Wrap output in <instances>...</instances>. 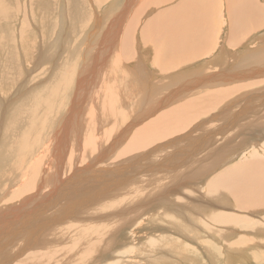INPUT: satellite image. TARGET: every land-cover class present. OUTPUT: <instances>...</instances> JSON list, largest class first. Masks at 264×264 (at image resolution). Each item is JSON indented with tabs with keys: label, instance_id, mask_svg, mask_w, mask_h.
Returning <instances> with one entry per match:
<instances>
[{
	"label": "bare ground",
	"instance_id": "obj_1",
	"mask_svg": "<svg viewBox=\"0 0 264 264\" xmlns=\"http://www.w3.org/2000/svg\"><path fill=\"white\" fill-rule=\"evenodd\" d=\"M6 1H8V3L11 2V0H6ZM94 1L95 0H92V3H91V0H88V3H87L86 0H66V4L64 7V12H63L64 18L63 19L65 20L67 18V19L74 20V18L76 17L79 22V23L77 22L78 30L77 32H75V34L72 33L75 30L74 28H73L74 30L67 29V31L71 33L69 34L73 38L72 39L73 49L77 50V52L79 53V56L82 54L81 55L82 57H83L84 51L88 53L89 51H91V55H90L91 59L89 56L86 55L87 53H85L84 55L86 56H84L85 57L84 59H82L81 57L82 60L79 59L75 53L74 54L73 52L69 53L72 59L78 58V61L76 64L73 62L75 68L77 69L75 70V74H74L76 76L75 78L76 79L75 80L76 95L74 94V96L77 98L75 97L72 98L71 102L72 104H74L73 106L75 107V105L78 103V99H79L78 95H82L84 97L86 94L87 96L86 87H88L89 78L94 75L95 71H97L96 69H97L98 64H100V68L98 71V75H100L101 69L105 65V58H107L108 53L111 51H112L111 53L113 54L110 60L108 61V63H112V65L114 66V71H113V74L109 77L112 78L113 81L116 82L115 86L118 85V87H120L119 88L120 93L124 95L125 90H123L122 87H123V84L125 85V83L120 81V76L124 75L126 78H128V76L123 71L121 65L129 64L131 68L137 66L138 70L140 69V67L144 68L143 66H141V64L147 63L146 58L142 57L141 55L139 56V54L136 53V56L140 57L139 60H136L132 55V48L133 49L135 48L138 51L137 46H136L138 42H136L133 39L136 38V36L138 37L140 35H145V38L142 40V44L146 45L145 50L149 49L150 51L149 50H146V51L150 53L153 51V48H155L156 53L158 55L157 58L153 60H149L156 69V72L153 73L152 75L154 76L157 73H163V75L168 76V78L166 79L168 83H170L174 87V89H172V91L170 92L171 94H168L165 98H162L161 100H159V102L158 101L156 102V106L151 109V113H149L148 115L146 114L147 117L151 116L152 113L154 115L160 106L162 107V105L169 103V101H172L173 98H176V96L177 98H179L181 93H182L181 95L183 96L188 91L194 92L196 90L195 93H197V95H195L194 97L188 98V100L186 101H182L180 104L178 103L179 105L176 104L174 106H171L163 110L164 114H162L161 116L156 115L155 118H151L153 120L149 119L150 121L146 122L142 126L141 124L143 123L142 121L143 115H142V112L140 114V111H139V113H137L136 118L128 124L127 129L131 131V129H133L136 125L139 126V124L141 122L142 123L140 124V127L135 129V132L132 135L131 141H129L130 145L127 144L128 145L127 149L124 150V152L118 153L116 157L117 158H119L120 156L123 157V155L125 154L127 155V153H130L132 151L142 149V148H144L142 150H146L145 147L147 148L148 145L150 144L152 145L160 141L161 139H165L164 137L166 136H171L172 134L178 133L181 130H185V129H186L185 132L183 133L181 131V133L183 134L177 135L175 140L177 142H182L185 139L186 140L185 142H182L178 146L176 145H173L170 147L167 146L165 148H162L161 150L154 149L153 151L154 152L156 151V152L151 154V156H157L155 159H153V161H156V162H151L150 160H146V158L150 156H146V158H143L144 156H142L141 159H139L140 157L139 156L138 157L139 161L136 162V161H133L134 157L131 156L128 159H126L128 163L124 167H117V165L120 163V160H119V163L115 165V160L117 159H114L115 156H113L112 158L113 160H111V162L104 163L105 159H107L111 155V153L114 151L116 144L120 140L121 134L119 133L117 136H115L113 141L108 144L105 140L106 139L105 136H107V134L109 133V130H102L101 126L100 128L97 129L98 127L97 126L96 129L97 130L101 129L102 132L99 133L98 135L95 133L97 135L95 138L93 137L94 135L92 134L93 136L91 135V137H93V139L90 137L88 139L89 141L87 140H86L87 142L84 141L85 139L81 138V134H82L81 132L83 131V129L81 128L82 131L79 132L80 125H78V122H79L78 119L76 121L74 117L71 118V114L75 115L76 113V112L73 113V110L76 111L79 108V107L77 108V106L79 105L78 104L76 106L77 109L70 108L71 110L63 114V116L61 115L62 113L61 114L58 113L56 116L58 115L59 116L57 117V119L55 118L57 120L56 124L53 121H51L55 124L53 125L54 126L53 136L51 137L48 135V137L49 138L51 137V138L47 141L44 139L47 142V145H45L46 150H44L43 148H42L43 150H41V147L40 148L35 147L37 143L36 140L38 138V133L35 132L34 130L36 127L38 129V126H42L44 128L47 126V119L48 117L49 118L52 117V113H53L51 111V108H53L52 107L53 100L54 98H56L57 93L59 94L60 88H58L57 90L56 86L53 87L54 85L52 84H49L48 86L43 85L39 88H33V90H31L28 94L25 93L26 96L24 97L26 99H21L17 101V99L16 100H12V99L18 97L20 95L19 94L20 92L17 93V91L15 90H14L15 93L14 92L11 93V91L7 92L6 89H9V88H5V86L4 87L2 86L5 89L4 90L0 85L3 91V92L1 91L2 93L0 94L8 96L9 98L13 95V98H11V101L7 97L0 95V108L1 107L4 108L2 111H0V122L4 116V111L9 113L8 120L4 119V122H6V124L4 125L5 129L1 131L2 133L0 132L1 134L0 137L2 136L4 138L3 141L4 143L6 142L5 144H7V146L5 145V147H7V149L1 151L0 154L6 155L5 159L9 160L7 161V163L10 162L8 164L15 167V171L18 172L19 174V178L17 179H19V182H21L20 185H18V183L16 182H12V184H10L11 181L8 180L4 182L3 189H0V192H1L0 193L1 194L0 195L1 197L0 199V251H2L3 255L5 253H8L6 254V256L8 255V258L0 259V264H23L24 261L19 260L20 262H17L18 260L17 258L21 254L24 255V253L26 252L31 253L30 249L37 246L36 243H37L38 238H40L39 235L43 234L44 237H45L44 234L46 233L49 235L48 231H50L55 226L56 227H55L54 232L58 231V228H57L58 224L60 225L61 223L73 225L75 226L76 230L81 229L83 233H85L87 230L88 232L92 234H97L99 230L98 229L99 226H95V225H97L98 223L97 220L99 219L98 218L99 213L101 212L103 213L104 211H109V209L115 208L117 206L119 207L122 204L121 202H123L124 200H129L131 198H134V199L136 198L135 200H137L140 197L141 191L139 190L134 191L133 196L129 194L124 195V193L122 192L120 194L119 189L113 185H117L118 183L122 181L131 180L134 177L139 178L145 175H151L157 172H160L166 175V177L168 176V178L157 177V179H160V181L153 179L149 182V183H154L156 185V187H153V189L156 190L157 195L155 196V198H153V201H155L156 198L159 199L157 201H160L162 199H166L170 197L175 190L179 189V187L181 188V186H184L185 184L191 181L201 180L200 179L201 177H203L204 175H207L212 170H214L212 169L214 168L213 166L215 165L213 161H215V163L219 167L226 160H229L228 154L226 155L224 154L225 149H229L225 147V143L228 139H230V142H232V140L236 139L237 135L243 134L245 131H247L248 133L251 130H257V132L253 134L251 138H255V141L256 140L259 141L261 139V141H259V144H262L261 146L264 147V143L262 140L264 136L263 135V132H264L263 130V127H264L263 126L264 125L263 124L264 123V93L256 95L254 93L250 94V92H248L247 90L239 92V90L245 89V87L252 86L259 82H264V71H263L262 63L261 65L253 64V63L247 64L246 66L239 67V68H235L234 66L231 68V65H229V67L227 68L226 66L227 64L223 65V67H220V65H218V68L217 67L215 68L217 69L216 71H211L212 73L206 72L205 74L203 73L201 69L200 70L194 69L193 67L180 68L178 66L182 62L183 63L187 62V59H189L188 54L190 53H192L193 55L197 53L202 54L204 50L209 51L212 49V46L215 45V31H216L217 23L220 20L219 15L221 14V11H220L221 3L218 0H140V3L137 6L136 4H137V1L139 0H119V1L118 0H112V1L108 0V3H107L108 8L106 7V10L110 9L111 13L108 15L102 14V16H99L101 15V13H99L98 16L97 14H94L95 17L93 16V13L90 12V9L93 10V12H96L97 10L100 9L103 3H102V0H96V2ZM216 1L219 3V5L217 3V5L215 6L214 3ZM254 1L255 0H225L226 2L225 12H226V16L228 15L227 18L231 22V29H232L229 33V39L231 40H235V38L236 40L238 39V37L234 38V36L236 35L233 36V33L238 30L239 24H241L242 22H244L245 24L246 20L250 19L247 17H252L255 20L258 19L259 20L258 22H260L263 18V24H264V9H261L263 10V15H262L261 11L254 10L252 7H250L251 3H253ZM12 2L14 1L12 0ZM37 2L38 4H40L41 0H37ZM53 2H56V1L43 0V3L48 4V9H47V12L45 11L46 12L45 14L51 15V17H52L51 5ZM169 3H171L170 6H169ZM0 4L3 5V3L1 2ZM62 5H63V2H62ZM139 7H142L143 9H148V10L150 9V11L153 8H159L158 9L159 11L156 12L155 17L153 16V13L155 11L149 14L147 12L146 15L147 14L148 15L146 16L139 9ZM163 7H166V8L163 9ZM215 7H216V10H215ZM6 8L8 9L12 8L13 10H16L17 7L13 8V7L8 6V7L0 8V18L2 17L1 15L5 13ZM61 9H62V6H61ZM87 10L89 11V15L90 13H92L91 14L92 16L90 15L91 16L90 18L89 16L85 17V12ZM106 10H102L103 11L102 13H106L107 12ZM16 11H18V9ZM47 15L45 16L46 18H47ZM61 15L62 14H60V16ZM212 19L214 20V22ZM51 20L53 19L51 18ZM53 22L46 23V27L50 30L53 29L56 26V25L54 26L56 22L55 23ZM71 24H74V23H71ZM248 25H249V28H251L253 24L249 22ZM61 26H62V21H61ZM73 26H77V25L74 24ZM247 27H244L243 30ZM21 28L22 29H21L20 36L22 35V38L20 37L21 39L19 40L23 44L24 43L23 36L25 32H23L24 27H21ZM39 41L38 42L35 41V42L39 44ZM97 41L100 44L98 48H96ZM83 43L85 44V46L83 47L85 48L84 50L82 48H78L80 44L83 46ZM35 44H34V47L37 45ZM91 44L93 45L92 49H91ZM234 44H237V42ZM9 45L10 44L7 43V46L9 47V53L5 55L6 56L5 59L6 61L9 62V64L11 61H13L11 62V65L13 66L14 64L13 56H14L15 48L13 47L12 49ZM25 45H27V43H24L25 51L22 53V55L24 56H21V57L30 58L32 56H29V55H31L32 52H28V45L27 47H25ZM43 45L44 44L40 45L39 52L36 53L37 54L36 59L40 61L41 59H43V58H40L43 55L42 53L43 51L41 50L42 49L41 46L44 47ZM260 49L263 50L264 49L263 46ZM64 52L65 51H63V53ZM2 53L0 54L1 56H2ZM246 55L252 56V53L249 51L245 53V56ZM63 57H65V55ZM222 59H223L222 57H219L218 61L222 62L223 61ZM257 60L258 59L256 58L255 61ZM250 61H252V59ZM18 63L19 61L15 62V64L17 65ZM108 63H106V65ZM5 64L9 67L8 63H5ZM154 64H158L160 69L158 70V68ZM172 67H177L178 69L175 70L173 68L175 71H171L170 68ZM1 68L3 69V65ZM70 68L71 66L66 67V69L68 70H70ZM4 69H7V68H4ZM14 72L16 73V70ZM3 75L5 74L2 73L1 76L4 77ZM10 75L13 77L12 72ZM15 77H16V74L14 75L13 78ZM69 77L70 76H68V78ZM242 77L246 79L244 84H240L239 82V85L237 83H233L235 85H231V86L228 85L223 88H215V85L217 84L214 85V82L229 83V82H232L233 80L237 81L238 79H242ZM255 79L257 81H255ZM17 80L18 79H16V81ZM124 80L125 82L129 81V80L126 81V79ZM166 80H163V81H166ZM3 81H5L4 84L7 85V80L4 79ZM107 83H110V84H108V86L105 87L106 89L107 87L112 86L111 81H108ZM26 84L24 83V85ZM103 86H105L104 83L103 84L101 83V85H99V87L101 88ZM10 87H13V86H10ZM204 88L206 90H204ZM208 88H212V89L208 90ZM197 89H202V91L200 92ZM256 90L258 89L256 88ZM63 92L61 91V93ZM233 92H239L236 95L235 99L233 100L234 102L227 103L225 105V108L218 110V112H214L213 114L210 113L213 115V119H216V123L213 121L214 123H212L211 126L210 125L205 126L204 124L205 121L200 118L199 122H194L195 124L187 128L190 123L188 122V120H194L195 118L199 117V115L204 114L205 111L203 109L207 108L208 105H212L213 107L219 105L226 96L230 95ZM208 93H211V94L208 95ZM7 94H10V95H7ZM59 95H62V94H59ZM143 95L145 98L147 97L145 92H143L142 96ZM132 97L134 98L133 95ZM103 98L105 99V97ZM133 98L131 99L133 100ZM110 100L111 99L107 101L109 102ZM235 102H238L237 104V106H239L238 110L235 109L234 106H232L233 103ZM93 103H96V102L93 101ZM102 103L105 104L106 100L105 101L103 100ZM109 103H112V102H109ZM91 104H92V100H91ZM254 104H257V105L260 104L259 106L261 107L253 111L252 110L248 111L249 107L253 106ZM98 105H101V102H99ZM96 106H97V103H96ZM104 108H106V105ZM108 108H113V107L109 106ZM261 108L263 110V115L259 114ZM231 109L234 110L235 113H232L233 111ZM94 110L96 109H94L93 107V111ZM227 110L232 111L230 112L231 116L228 113L229 118L228 116L227 117L222 116L224 115V112ZM98 111H100V109ZM56 112L57 111H55V113ZM161 113H158V114H161ZM85 117L87 116L85 115ZM140 118L142 119L141 121H140ZM52 119L54 118L52 117ZM95 119H97V117ZM80 121H81L80 123H82V120ZM48 122L50 123V119L48 120ZM113 122L115 123L116 121H113ZM74 125H75V130L73 131ZM104 126L106 128V125ZM110 127L111 126H109L108 128ZM84 133L86 132L84 131ZM71 134H76V139L74 138L75 140H73V144L71 143L69 144V142L67 143V139ZM31 135H32V138H31ZM251 138H248V139L245 138L244 141L240 143L241 145L238 146L236 149H234V151H232L234 153L236 152V154L239 153L238 156L240 155H244V156L243 157L241 156L240 158H238L234 164L228 167L225 165V167H223L221 170L219 171L217 170L219 174L218 177L216 179L214 178L210 179L206 183V186H205L206 189H205L204 195L207 194V196L208 195L215 196L218 199V201L216 200L217 203L215 202L216 204H210V205L218 207L219 203H221V206L222 207L226 206V208L224 209H227V205H231L230 202H232L235 208H238V210L239 209L247 210L246 208H251V209L258 208L260 210L263 208L264 206V154L263 156L260 154H257L258 149L256 147H254L253 151H249V149L245 152L240 151L241 148L244 147L245 143L247 144L250 142ZM90 139L92 140L90 141ZM104 143H107V144L104 145ZM222 144L224 145L222 146ZM2 145L4 144L2 143ZM2 145H0L2 147L0 149H4ZM207 145L209 149L205 148L207 147ZM201 146H203V149L201 148ZM124 147L122 148V150L124 149ZM88 148L90 149V152L89 150L88 152H86ZM200 148L202 149L201 151L206 150L207 152L209 150L208 155L210 158L213 159V161H211L207 165H203V166H206V168L202 167L203 169L201 168V170L200 169L198 170L199 164L203 163L202 161L204 158V157H200L201 153H203L199 151ZM157 150H158V153H157ZM44 151H47L48 153L44 155L43 153ZM135 152H138V151H135ZM91 155H92V159L87 160V158ZM195 164L198 165V167L194 168ZM112 166H114V168L109 169V167H112ZM21 167L23 168L21 169ZM30 169H32L31 172H30ZM66 171H68V173H66ZM9 173L10 172H8V170L4 171V175L6 174L5 176H7V178L9 176ZM10 176H13V175H10ZM38 176L40 177V179L37 181ZM176 176L177 178H175ZM42 177L45 179L42 180ZM147 178H152V177L149 176ZM20 179L22 181H20ZM6 182H10V183L7 184ZM9 187H13V188H9ZM196 194H198V197H194ZM204 195L198 191V187L196 185H192V186H189L186 192L183 191L182 195H179L178 198H180L181 201H184L188 198L189 202L194 206L193 208L196 211L198 210L202 211V206L204 205V202H205L203 200H206ZM225 196L228 197V198H225L226 201L222 200ZM229 196L231 198H229ZM4 199L6 201L9 200V202L12 200L13 202L15 201L16 203L13 206L8 207L4 205L3 203H1V201ZM201 202L203 204H201ZM85 208H88V210L84 214L78 216V214ZM189 209L191 208L189 207ZM123 210L125 209H122V211ZM113 213H109V215ZM160 213L161 212H159L155 218L160 217ZM120 214L123 217L122 221L124 224V218L126 214L125 213H120ZM120 214H117V215L119 216ZM135 214H137V212H135ZM162 214L165 217H170L169 215H167L168 214L167 211H163ZM228 214L229 213L227 212H218V213L209 215L208 219L212 220L213 223H217V224L219 223L222 225H224V223L225 224L227 223V225L231 223L233 224V227L239 226V225H240L239 227H241L242 224H245L243 219H246V217H243L241 215H234V214L228 215ZM198 215H202V214H198ZM251 222H252V225L254 226L251 229H254L255 227L257 228L258 226L256 225L257 222L254 223L252 220ZM259 223L260 222H258V224ZM90 224H92L94 228ZM119 225L117 224L114 225L116 228H113V229L109 226L110 229L108 230V233L106 232L107 235L111 233L112 231H114L117 237L118 233L120 232L118 230L120 228ZM244 226L246 228V225ZM247 226L249 229L248 224ZM242 228H243V225H242ZM126 230H127V227L125 228V231H124L125 233L127 232ZM178 234L181 236L184 235V233H178ZM111 236L112 235L108 237V239H110L109 242H112L113 239H117L114 243L118 242V238L114 236L113 239L111 240ZM160 237L168 238L166 234H162V235L152 234L151 237H149L148 243L146 244L152 245L153 240L155 238H160ZM237 238H240V237H236V240ZM51 240L52 242L54 241L53 238ZM75 242L76 241L73 240L72 243L74 244ZM128 243H129V239H127V244H125V246L127 245L130 248L133 246H136V245L130 246L131 243L129 244ZM229 244L231 243H228V247L230 246ZM242 244L239 243V245H242ZM232 245L234 244H231V246ZM257 245L258 244H256V246ZM260 245H262V243ZM116 246H117V243H116ZM236 246H238V244ZM10 247L12 248V252H10ZM43 248H45V250L41 252H37L39 249H36V253L35 252L31 253L29 254L28 257L34 261L36 260L34 262L35 264L37 263L50 264V262L52 264L54 262L52 261L53 254H58V251H55L54 248H48V247H43ZM261 248L262 246L260 247V249ZM88 249H90L92 252V246H88ZM112 252L113 251L109 252V254ZM89 254H90L89 252H86V253L83 252L81 255L87 256ZM238 255L239 254L237 252L235 253V250H234V253H231L230 257L234 258L233 261H235L241 258V257H237ZM103 256L98 258V262L103 263V264H114L117 261V259L119 262L120 256H117L116 254H114L111 257H108L109 256L108 255L106 256V258L105 257L103 258ZM9 257L10 259H12L11 262H10ZM15 258L17 260H15ZM121 258H124V257H121ZM13 259L15 261H13ZM256 260L258 261V259Z\"/></svg>",
	"mask_w": 264,
	"mask_h": 264
},
{
	"label": "rangeland",
	"instance_id": "obj_2",
	"mask_svg": "<svg viewBox=\"0 0 264 264\" xmlns=\"http://www.w3.org/2000/svg\"><path fill=\"white\" fill-rule=\"evenodd\" d=\"M13 1L14 2H12V0H11L10 3H8V1H6V0L0 1L1 3H3V5L0 4V8L10 6L13 8L17 7L16 10L18 9V11H16V10H13L12 8H10V9L6 8L5 13L3 15H1L2 17L0 18V43H1L0 44L1 45L0 50L3 52L2 53L0 51V54L2 53V56L0 55V85H1V87L5 86V88H9L10 90L6 89L7 92L11 91V93H13L14 90L17 91V93L20 92L19 93L20 95L18 97L12 99V100L17 99V101H19L21 99H26L24 96H26V94H28L31 90H33V88H39L43 85L48 86L49 84L54 85L53 87L56 86L57 90H58V88H60L59 94H62V95H59L57 93L56 98H54V100H53V105H52L53 108H51V111L53 112L52 117L54 119H52V117H50V118L48 117L47 126L45 128L42 126H38V129H37V127L35 128L34 131L38 133V138L36 140L37 143H36L35 147H37V148L41 147V150H43V149L46 150V146H45V145H47L46 141L49 140L53 136V131H54L53 125L56 124V122H57L56 119L59 116V115L58 116H56V115L58 113L59 114L62 113L61 115L63 116V114L67 113L69 110L76 108V106L78 104L79 105L77 106V108L78 107L79 108L78 109L76 108L77 109L76 111L73 110V113H75V112L76 113H75V115L71 114V118L74 117L76 121L78 119V121H79L78 125H80V131L79 132L82 131L81 130V128H82L83 131L81 133L83 135L81 134V138L85 139L84 141H86V140L89 141L88 139L91 137L92 134L94 135V136L93 135L92 136L95 138L99 133L102 132V130H109V133H108L109 135L106 133L107 136H105L106 137L105 140L109 144L110 142L113 141L115 136H117L119 133L121 134L120 140L116 144L114 151L111 153V155L107 159H105L104 163L111 162V160H113L112 159L113 156H115L114 159H117V160H115V165L118 164L119 160H120V163L117 165V167H124L128 163L126 161V159H128L131 156L134 157L135 160L133 159V161H136V162L139 161V159H141L142 156H144L143 158H146V156H150V157H147L146 160H150L151 162H156V161H153V159H155L157 156H151V154L156 152V151L155 152L153 151L154 149H160L161 150L162 148H165L167 146H169V147L173 146V145L178 146L182 142H185L186 139L182 142H177L175 139H176L177 135L183 134L186 129L181 130L183 133H181V131H180L178 133H175L176 135L172 134L171 136H166V137H164L165 139H161L160 141H158L152 145L150 144L151 146L148 145L147 148L145 147L146 150H142V149H144V148H142V149L135 150L138 152L132 151V152H130L131 154L127 153V155L125 154V155H123V157H121V156L119 158L116 157V155L118 153L124 152V150L127 149L128 145H130L129 141H131V138L135 132V129L140 127V124L142 122L139 124V126L136 125L133 128L134 130L131 129V131H129V129H127L128 124L136 118L137 113H139V111H140V114L142 112V115L145 118L144 119L142 117L143 120L140 118V121L141 120L143 121V123L141 124V126H142L146 122L153 120L151 118H155L156 115L161 116L162 114H164L163 110H165L171 106H174L178 103L180 104L182 101H186V100H188V98H191V97H194L195 95H197V93H195L196 90L194 92L188 91L189 93L186 92L187 95L184 94L183 96L181 95L182 94L181 93L179 98H177V96H176V98H173V100L169 101V103L162 105L163 108L160 106L154 115L152 113L151 116L147 117V115L149 113H151V109L156 106V102L157 101L159 102V100H161L162 98H165L168 94H171L170 92L172 91V89H174V87L170 83H168V81L166 80L168 78V76L163 75V73H157L154 76L152 75L153 73L156 72V69L153 66V64H151V62L149 60H153V59L157 58L158 55L156 53L155 48H153V51L150 53L146 51L149 49L145 50L146 45L142 44V40L145 38V35H140L138 37L136 36V38L133 39L136 42H138L136 46H137V49L139 52L135 48L134 49L132 48V55L136 60L140 59V57L136 56V53H138L139 56L141 55L142 57L146 58L147 63L145 62L146 64H141V66H143L144 68L140 67V69L138 70L137 66H135L136 68L135 67L131 68L129 64L121 65L123 71L128 76V78H126L124 75L120 76V81L125 83V85L123 84V87H122V89L125 90L124 95H122L120 93V91H119L120 87H118V85L115 86L116 82L113 81V79L109 77L113 74V71H114V66L112 65V63H108V61L110 60V58L113 54V53H111L112 52L111 51L108 53L107 58H105V65L101 69L100 75H98V71L100 68V64H98L97 69H96L97 71H95L94 75L89 78V80H88L89 84H88V87H86L87 96H86V94L84 97L82 95H78V98H79L78 103L74 107L73 106L74 104H72V102H71L72 98L75 97L74 94L76 95V91H75V80H76L75 78H76V76L74 74H75V70H77V69L75 68L74 63L75 64L77 63L78 58L81 59L82 54L79 56V53L77 52V50L73 49V43H72L73 38L70 35L71 33L68 32L67 29L68 30H74L75 29L74 32H72L75 34V32H77V30H78V23H79L78 19L76 17L74 18V20L73 19H67V18L65 20L63 19L64 18L63 12H64L66 0L65 1L53 0L56 2H53L51 5L52 17H51V15L45 14L47 12V9H48V4L43 3V0H41L40 4H38L37 0H33V1L32 0H13ZM109 1H112V0H109ZM218 1L221 3L220 4L221 5L220 6L221 7L220 8L221 14L219 15L220 20L217 23L216 31H215V45H213L212 49L209 51L204 50L202 54H200V53H197L195 55H193L192 53L188 54L189 59H187V62L186 63L182 62L178 66L180 68L193 67L194 69H199V70L201 69L203 71V73L205 74L206 72L210 73L211 71H216L217 69H215V68L216 67L218 68V65H220V67H223V65L227 64L226 65L227 68L229 67V65H231V68L233 66L235 68H239V67H243V66H246L247 64H252V63L253 64H261V63L263 64L264 49L262 50L260 48L264 45V38H263V41H260V43H257V44H254V45H251L250 47H248V45L250 43V35L254 31L258 30L259 28H263V37H264L263 18L260 22H258L259 21L258 19L255 20L252 17H247L250 19H247L245 24H244V22L239 24L238 30L233 33V36L236 35V36H234V38L238 37V39L236 40V38H235V40H231V39H229V33L232 29H231V22L227 18L228 15L226 16V12H225L226 2H225V0H218ZM62 2H63V5H62ZM86 2L88 3V0H86ZM94 2H96V0ZM91 3H92V0H91ZM102 3H103V5L96 12H93V10L90 9V12L93 13L94 17H95L94 14H97V16H98L99 13H101V15H99V16H102V14L108 15L111 13L110 9L106 10V7L108 8V6H107L108 0H102ZM139 3H140V0L137 1L136 6ZM217 3L218 2L216 1L214 3V5L216 6ZM261 3H264V0H255L253 3H251L250 7H252L254 10L261 11L262 15H263V10H261V9H263V7H262ZM67 5H68V3H67ZM67 5H66V7H67ZM170 5H171V3H169V6ZM218 5H219V3H218ZM61 6H62V9H61ZM57 7H58V9H57ZM164 8H166V7H163V9ZM139 9L145 15L147 12L149 14V13H151V12L153 13L155 11L153 13L154 17H155L156 12L159 11L158 10L159 8H153L151 11H150V9L149 10L143 9L142 7H139ZM102 10H106L107 12L102 13L103 12ZM215 10H216V7H215ZM43 12H44V14H43ZM92 13H90V15ZM60 14H62L61 15L62 17L60 16ZM46 15H47V18L48 17L50 18V19L48 18L49 21L45 17ZM90 15H89V11L87 10L85 12V17L89 16V18H90L92 16V15L91 16ZM51 18L53 20H51ZM45 19H46V21H45ZM61 21H62V26H61ZM48 22H53V23L56 22L54 24V26L55 25L56 26L50 30L46 27V23H48ZM213 22H214V20H213ZM249 22L254 25V26L252 25V29L249 28V25H248ZM59 23H60V25H59ZM71 23H74L77 26H73L74 24H71ZM247 25H248V27H247ZM21 27H24L23 32H25V34L22 32L24 34V36H23L24 41L23 42L27 43L28 52H32V54L30 53L31 55H29V54L28 55L32 56L33 58L28 57L29 58L28 59L25 57H21V56H24V55H22V53L25 51L24 43L22 44L19 40L22 38V35L20 36L21 29H22ZM76 27H77V29H76ZM244 27H247V28H245L243 30ZM248 28H249V30H248ZM43 39H45V40H43ZM34 40L37 42L39 40H41L42 42L39 41V44H38ZM236 42H237V44H234ZM7 43L10 44L9 46L12 49H13V47L15 48L14 56H13L14 64L12 63L13 66L11 65V62H13V61H11L9 64V62L6 61V59H5L6 58L5 55L9 53V47L7 46ZM34 44L36 45L35 46L36 48L34 47ZM42 44H44L43 45L44 47L41 46V48H42L41 50L43 51L42 52L43 55H45L46 57L42 55V57H40V58H43V59H41V61H40V60L36 59V55H37L36 53L39 52L40 45H42ZM27 45H25V47H27ZM81 46L82 45L80 44L78 46V48H82L84 50L85 48H83V47L85 46V44L83 43V46L82 47ZM92 46L93 45L91 44V49H92ZM96 46H97L96 48H98V46H100L98 41L96 43ZM263 48H264V46H263ZM35 49L38 51H36ZM63 51H65V52L63 53ZM249 51H251L252 56H249V55L245 56V53H247ZM72 52H73V54L75 53L78 58L72 59L70 54H69ZM85 53H87L86 55L90 57L91 51H89V53L84 51V54ZM63 54L65 55V57H63L64 56ZM84 54H83L82 59H84L85 58L84 56H86ZM219 57L223 58L222 62L218 61ZM256 58L258 59L257 61H255ZM90 59H91V57H90ZM251 59H252V61H250ZM15 60L19 61L18 65L15 64V62H16ZM59 60H61V61H59ZM5 63H8L9 67ZM106 63H108V64L106 65ZM2 65H3V69L1 68ZM154 65L158 68V70L160 69L158 64H154ZM161 65H163V64H161ZM10 66H11V68H10ZM26 66H27V68H26ZM68 66H71V68H70L71 71L66 69V67H68ZM4 68H7V69H4ZM173 68L175 70L178 69L177 67H172V68H170L171 71H175ZM15 70H16V73L14 72ZM11 72H12V75L14 73L16 74L15 78H13L15 74L13 75V77L10 75ZM2 73L5 74V75H3L4 77L1 76ZM26 75H28V76H26ZM68 76H70V77L68 78ZM134 76L137 78H135ZM4 79L7 80L8 86L4 84V82H5V81H3ZM16 79H18V80L16 81ZM124 79H126V81L129 80L128 81L129 83L125 82ZM256 79H258V78H256ZM256 79H255V81H257ZM46 80H48V81H46ZM49 80H51V81H49ZM73 80H74V82H73ZM163 80H166V81H163ZM95 81H96V83H95ZM108 81L112 82V86L107 87V89H106L105 87L108 86V84H110V83H107ZM245 81H246V79H244L242 77V79H238L237 81L233 80L232 82H229V83H226V82L225 83H216V82H214V85L217 84V85H215V88H223V87H226L228 85L229 86L235 85L233 83H237L239 85V82H240V84H244ZM49 82H51V83H49ZM100 82L102 84L104 83L105 86H103L102 88L99 87V85H101ZM113 82H114V84H113ZM241 82H243V83H241ZM24 83L25 84L27 83L26 84L27 87H26V85H24ZM45 83H46V85H45ZM94 83L96 86L94 85ZM126 85H128V86H126ZM10 86H13V87H10ZM1 87H0V89H1ZM256 88L258 90H256ZM263 88H264V82H259L257 84L252 85V86L245 87V89H241V90H239V92L247 90L248 92H250V94L254 93L257 95V94H263L264 93ZM211 89L212 88H208V90H211ZM197 90H199L200 92L202 91V89H197ZM204 90H206V89L204 88ZM1 91H2V89L0 90V93L3 92V91L2 92ZM61 91L62 92L64 91V92L61 93ZM143 92L146 93V95H147L146 98L144 97V95L142 96ZM239 92H233L230 95L226 96L223 99V101L215 107H213L212 105H208L207 108L203 109L205 111L204 114L199 115V117L195 118L196 120L195 119L194 120H188V122H190V123H189L187 128H189L190 126L195 124L194 122H199L200 118L205 121V123H204L205 126L206 125L211 126L212 123H214V122L216 123V119H213L212 114L214 112H218V110L225 108V105L227 103L234 102L233 100L235 99L236 95ZM105 93H107V94H105ZM128 93H130V94H128ZM173 93H174V91H173ZM209 94H211V93H208V95ZM0 95L7 97L8 99H10V101H11V98H13V95L10 98L8 96L3 95V94H0ZM7 95H10V94H7ZM132 95L134 96V98L132 97ZM103 97H105V99ZM75 98H77V97H75ZM97 98H99V99H97ZM131 98H133V100ZM87 99H89V100H87ZM109 99H111L109 102H112V103H109L107 101ZM91 100H92V104H91ZM103 100L104 101L106 100V103H108V104L102 103ZM88 101H90V102H88ZM93 101L97 103V106H96V103H93ZM97 101L101 102V105H98L99 102H97ZM79 102H81V103H79ZM69 104H70V106H69ZM110 104H112V105H110ZM113 104H114V106H113ZM237 104H238V102H235V103H233L232 106H234V108L238 110L239 106H237ZM103 105H104V107L106 105V108H104ZM107 105H108V107L110 106L113 108H108ZM147 105H148V107H147ZM259 105L260 104H258V105L254 104L253 106L249 107L248 111L249 110L253 111V110L260 108L261 106H259ZM91 106H93L94 109H96V110H94L95 112L93 111V107H91ZM3 109L4 108L1 107L0 111H2ZM99 109H100V111H98ZM5 110H7V109H5ZM109 110L110 111L112 110V111L110 112ZM231 110L225 111L224 115H222V116L223 117L228 116V118H229V115L231 116L230 112L233 111L232 113H235L234 110H232V111ZM7 111H9V110H7ZM55 111H57V112L55 113ZM81 111H83V112H81ZM5 112L6 111H4V116L0 122V126H1L0 132L5 129L4 125L6 124V122H4V119L8 120V117H9V113L6 112V114H7L6 115ZM158 113H161V114H158ZM210 113H212V114H210ZM228 113H229V115H228ZM92 114H94V115H92ZM253 114H254V112H253ZM259 114L263 115L262 108H261ZM85 115L87 117H85ZM109 116H110V118H109ZM96 117H97V119H95ZM246 118H244V119H246ZM49 119H50V123L48 122ZM83 119H85V120H83ZM99 119H100V121H99ZM80 120H82V123H80L81 122ZM112 120L116 121L117 123L115 122L116 123L115 124ZM262 120H263V118H262ZM51 121H53L55 124ZM90 123H91V125H90ZM220 123H221V121H220ZM92 125H93V127H92ZM104 125H106L107 129L105 128ZM100 126H101L102 130L101 129L97 130L98 128H100ZM107 126L108 127L111 126L113 129L111 127L108 128ZM96 127H97V129H96ZM110 129H111V131H110ZM74 130H75V125H74L73 131ZM263 130H264V127H263ZM84 131L86 133H84ZM245 132L243 134L237 135L236 139L232 140V142H230V139H228V140L226 139L227 141L225 140L226 141L225 147L229 148V149H225L224 154L225 155L228 154L229 160H226L219 167L217 166L215 161H213V159L209 157V155H208L209 150L207 152H206V150L201 151L203 149V146H201L202 149L200 148L199 151L203 152L204 154L201 153L200 157H204V158L202 161L203 163L199 164L198 170L199 169L201 170L202 167L206 168V166H203V165H207L211 161H213L215 164L213 166L214 168H212V169H214L211 171L212 173L210 172L207 175H204L203 177L200 178L201 180L191 181V182L185 184L184 186H181V188L179 187V189L175 190L170 197H168L166 199H162L160 201H157V200H159L158 198H156V200L153 201V198H155V196L157 195L156 190L153 189V187H156V185L154 183H149V182L153 179L160 181V179H157V177L168 178V176L166 177V175H164L160 172H157V173H154L151 175H145V176L139 177V178L134 177L131 180L122 181V182L118 183L117 185H113L119 189L120 194L122 192V193H124V195L129 194V195L133 196L134 191L139 190V191H141L140 197L137 200H135L136 198L124 200L123 202H121L122 204L119 207L117 206L115 208L109 209V211H104L103 213L102 212L99 213V215H98L99 219L97 220L98 223H97V225H95V226H99V228H98L99 230H98L97 234H92V233L88 232L87 230L85 233H83L81 229L76 230L75 226H73V225L61 223L60 225L58 224V227H57L58 231L54 232L55 227H56L55 226L54 228L51 229L52 231L51 230L48 231L49 235L46 233V234H44L45 235V237H44L43 234L42 235L40 234L39 235L40 238H38L37 243H36L37 246H35L34 248H31L32 250L30 249V252L36 253V249H39L37 252H41V251L45 250V248H43V247L54 248L55 251H58V254H53L52 261H54V262L52 264H92V263L93 264H103V263L98 262V258L102 257L104 253L105 254H104L103 258L104 257L106 258V256H108V255H109L108 257H111L114 254H116L117 256H120L119 262L117 259V261L114 264H117V263L118 264H264V220H263L264 219V206L262 209H260L261 211L258 208L257 209L246 208L247 210H245V209H242V210L239 209L238 210V208H235L233 203L230 202L231 205H227V209H224V208H226V206L222 207L221 203H219L218 207L210 205V204H216L217 203L218 199L215 196H209V195L207 196V194L204 195V192L206 189V187H205L206 183L210 179H213V178L216 179L219 175L218 174L219 170H221L223 167H225V165L228 167V166L234 164L238 158H240L241 156L242 157L244 156V155L238 156L239 153L236 154V152L234 153L232 151H234V149H236L238 146H240L241 145L240 143L243 142L245 138H247V139L251 138L252 135L257 132V130H251L248 133H247V131H245ZM250 133H252V134H250ZM85 134L87 137L85 136ZM48 135L51 137L49 138ZM263 135H264V132H263ZM70 136H69L70 138L68 137V139H67V143L69 142V144L70 143L73 144V140L76 139V134H71ZM110 136H111V138H110ZM84 137H86V138H84ZM93 137H91V138L93 139ZM31 138H32V135H31ZM92 139H90V141ZM3 140H4V138L1 136L0 137V145H2V143H3L4 145H2V146L4 147V149H0V152L7 149V147H5V145L7 146V144H5L6 142L4 143ZM238 140H239V142H238ZM262 140L264 143V136H263ZM259 141H261V139ZM259 141L258 140L255 141V138H251L250 142L247 144L245 143L244 147H242L241 150L240 149L239 150L242 152H245L248 149H249V151H253L254 147H256L258 149L257 154H260L263 156L264 147L261 146L262 144H259ZM107 143H104V145ZM40 144H42L43 146ZM69 144H68V146H69ZM223 145L224 144H222V146ZM89 146H91V145H89ZM124 146H126V147H124ZM123 147H124V149L122 150ZM136 147H138V146H136ZM0 148H2V147L0 146ZM12 148H13V146H12ZM205 148L209 149L208 145ZM88 150L90 152L89 148L87 149L86 152H88ZM151 150H152V152H151ZM145 151H146V153H145ZM43 153H44V155H46L48 152L44 151ZM142 153L143 154L145 153V154L143 155ZM157 153H158V150H157ZM14 154H16V153H14ZM92 155H94V154H92ZM92 155L89 156L87 158V160L92 159ZM5 157H6V155L0 154V171H1L0 172V187H1L0 189H3L4 182L8 181V180H10L11 183L6 182L7 184L8 183L12 184V182H16V183H18V185H20V183H21V182H19V179H17V178H19V174H18V172L15 171V167L8 164L10 162L7 163V161H9V160H6ZM138 157H139V159H138ZM122 158H124V159H122ZM196 167H198V165L195 164L194 168H196ZM22 168L23 167H21V169ZM113 168H114V166L109 167V169H113ZM5 170H8V172H10L8 178H7V176H5L7 173L4 175ZM31 170L32 169H30V172H31ZM66 173H68V171H66ZM10 175H13V176H10ZM149 176L152 178H147ZM175 178H177V176ZM39 179H40V177L38 176L37 181ZM44 179L45 178L42 177V180H44ZM20 181H22V180L20 179ZM192 185H196L198 187V191L201 194H203L205 199H206V200H203L205 202H204V205L202 206V211H199V210L196 211L193 208L194 206L189 202L188 198L184 201H181V199L178 198L179 195H182L183 191L186 192V190L189 188V186H192ZM135 186H137L138 188ZM6 187H4V188H6ZM9 188H13V187H9ZM194 197H198V194H196ZM118 198H120V197H118ZM225 198H228V197L225 196L222 200H225ZM229 198H231V197L229 196ZM0 199H1V197H0ZM4 200H2L1 203H3L4 205H6L8 207H11L16 203L15 201L13 202L12 200L10 202H9V200L8 201H6V200L4 201ZM153 204H155V205H153ZM201 204H203V203L201 202ZM131 207H133V208H131ZM189 207L191 209H189ZM88 208L83 209L78 214V216L84 214L88 210ZM122 209H125V210L122 211ZM117 211H119V212H117ZM163 211H167L168 212L167 215H169L170 217L163 216V214H162ZM116 212H117V214H120V213L126 214L125 218H124V224L125 225L123 224V221H122V218H123L122 215L120 214L118 216L116 214ZM135 212H137V214H135ZM159 212H161L160 217L155 218ZM218 212H227L229 214L241 215L243 217H246V219H243L245 222V224H242L243 228H242V225H241V227H239L240 225L233 227V224H231V223L228 225H227V223L226 224L224 223V225H222L219 223L218 224L213 223L212 220L208 219L209 215L215 214ZM109 213H113V214L109 215ZM150 213H151V215H150ZM198 214H202V215H198ZM73 218H75V217H73ZM250 219L254 223L257 222L256 223V225H258L257 228L255 227L254 229H251L254 226L252 225V222ZM258 222H260V223L258 224ZM63 224H65V225H63ZM116 224L117 225L120 224L119 225L120 228L118 229L120 231L118 233L119 236L117 235V237H116V233L114 231H112L111 233H109L107 235L108 230L110 229L109 226L113 229V228H116L114 226ZM247 224L249 225V229H248ZM90 225L92 226V224H90ZM121 225H122V227H121ZM244 225H246L247 229L245 228ZM124 227L125 228L127 227L126 233L124 232L125 231ZM118 230H117V232H118ZM183 230H185L186 233ZM244 231L247 233H245ZM178 233H184V235L181 236ZM152 234H154V235L166 234L168 236V238H161V237L155 238L156 240L155 239H154L155 241L153 240L152 245H148L146 243H148L149 237H151ZM110 235H112L111 240L113 239L114 236L116 238H118V242H116L117 246H116V243H114L117 239H113L112 242H109L110 239H108V237ZM46 237H47V239H46ZM123 237H125V238H123ZM236 237H240V238H237V240H236ZM48 238L50 239V241ZM52 238L54 240L53 242L51 240ZM127 239H129V243H131L130 246H132V245H136V246H133L131 248L127 245L125 246V244H127ZM246 239H247V241H246ZM73 240L76 241L74 244L72 243ZM120 242H122V243H120ZM139 243H141V244H139ZM143 243H145L146 245ZM228 243H231L234 245L231 246V244H229L231 246V248H230V246L228 247ZM235 243H237L238 246H236L237 244H235ZM239 243H241V244L243 243V244L239 245ZM254 243H256L258 245L256 246V244H254ZM261 243H262V245H260ZM54 244H55V246H54ZM88 246H92V252L90 249H88ZM145 246H147V247H145ZM241 246H242V248H241ZM261 246L263 249L262 248L260 249ZM143 247H145V248H143ZM26 250H27V248H26ZM234 250H235V253L237 252L239 254L237 257H241L240 259H237L235 261H233L234 258L230 257V254L234 253ZM111 251H113V252L109 254V252H111ZM10 252H12L11 247H10ZM83 252H85V253L89 252L90 254L87 256H82L81 254ZM31 253L26 252V253H24V255L21 254L17 258L18 260L16 258H15V260H17V262H20L19 260L24 261L23 264H35L34 262L36 260L34 261L28 257L29 254H31ZM6 254H8V253H5L3 255L2 251H0V259H2V258L7 259L8 255L6 256ZM156 254L159 256H157ZM100 255H102V256H100ZM209 255H211V256H209ZM121 257H124V258H121ZM9 259H10V257H9ZM256 259H258V261ZM15 260L13 259V261H15ZM95 260H97V261H95ZM11 261H12V259H10V262ZM260 261H262V262H260ZM10 262H8V263H10ZM242 262H244V263H242ZM37 264H39V263H37ZM50 264H51V262H50Z\"/></svg>",
	"mask_w": 264,
	"mask_h": 264
},
{
	"label": "crops",
	"instance_id": "obj_3",
	"mask_svg": "<svg viewBox=\"0 0 264 264\" xmlns=\"http://www.w3.org/2000/svg\"><path fill=\"white\" fill-rule=\"evenodd\" d=\"M262 7L264 9V3L262 4ZM252 29V26H251ZM263 28H259L258 30L254 31L251 35H250V43L248 45V47H250L251 45L260 43V41H263ZM264 46V45H263ZM251 52V51H250ZM261 65V64H260ZM263 71H264V61H263Z\"/></svg>",
	"mask_w": 264,
	"mask_h": 264
}]
</instances>
